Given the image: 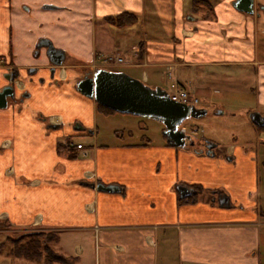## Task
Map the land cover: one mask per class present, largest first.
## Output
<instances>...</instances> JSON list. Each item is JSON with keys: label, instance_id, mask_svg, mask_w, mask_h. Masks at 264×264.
I'll list each match as a JSON object with an SVG mask.
<instances>
[{"label": "crops", "instance_id": "obj_1", "mask_svg": "<svg viewBox=\"0 0 264 264\" xmlns=\"http://www.w3.org/2000/svg\"><path fill=\"white\" fill-rule=\"evenodd\" d=\"M233 1L0 0V90L13 87L0 108L2 240L55 231L76 264H264V127L251 120L264 117V0L252 14ZM41 39L64 52L60 66ZM98 53L231 125L199 135L188 117L182 146L160 122L156 142L128 126L100 133L98 113L114 111L76 88Z\"/></svg>", "mask_w": 264, "mask_h": 264}, {"label": "water", "instance_id": "obj_2", "mask_svg": "<svg viewBox=\"0 0 264 264\" xmlns=\"http://www.w3.org/2000/svg\"><path fill=\"white\" fill-rule=\"evenodd\" d=\"M233 7L241 12L253 13V0H234ZM40 45L47 48V55L53 65L60 66L64 52L55 48L47 39H41ZM76 88L86 97L97 104L114 112L131 114L154 119L164 126L163 134L176 146H182L188 138L179 129V125L188 117L201 118L206 114L205 109L189 108L186 105L169 99L166 91L160 88L146 86L140 80L121 71L97 69L85 74L78 80ZM13 97V87L7 85L0 90V108L7 105V98ZM251 120L258 126L264 127V117L258 113L251 115ZM207 153L212 152L211 145H206ZM98 190L113 191L114 186L98 184ZM182 192L187 190L181 188Z\"/></svg>", "mask_w": 264, "mask_h": 264}, {"label": "rangeland", "instance_id": "obj_3", "mask_svg": "<svg viewBox=\"0 0 264 264\" xmlns=\"http://www.w3.org/2000/svg\"><path fill=\"white\" fill-rule=\"evenodd\" d=\"M109 55L122 57L125 61L124 64H127V60L124 56H121L118 54H106V53L100 54V53H98V54L93 55V58L89 62L85 63V69L88 70V72H92L94 69L93 67L102 66L104 64L101 61V58L103 56H109ZM100 56H102V57H100ZM122 66H108L106 68L109 70L110 69H112V70L116 69L119 71L125 70L129 74H135L132 70L130 71L128 68H125V69L120 68ZM146 86H148V85H146ZM199 105L204 106V103L201 102L200 99H199ZM216 108H218V107H213L210 109H207L206 107H202V109L207 110V114L201 118L191 120L192 125L197 128V133L199 135H204V134L206 135L210 126H213V127H215V126H217V127L227 126L228 127L231 125V121L229 119H225L222 122H219L216 120V118L214 116L216 110H218ZM111 115H112L111 118L107 119V118H105V116L102 113H98V130L100 133L103 134L105 131L122 129L123 126H128L129 129L135 133L134 135H135L136 139H139V137L144 136V138H151V140L153 142H156L157 140H159L161 138V136H160L161 134L159 132H161L162 126L159 122H157L151 118L136 116V115H129V114H118L115 112L112 113ZM103 118H105V119H103ZM101 119H103V120H101ZM185 123H188V121H186V120L183 121L180 126L184 125ZM188 124H190V123H188ZM260 176L262 178L264 177L263 167H261ZM6 230L8 232H10L9 237H12V238L19 237L22 233H25V232L35 231V230H21V229H18V230L6 229ZM43 232H50V233H52L51 237L53 238V236H55V238H56L55 231L48 230V231H43ZM3 240H4V238H3ZM3 240H2V237L0 235V242ZM49 245L51 248H53L54 242L49 243ZM8 249H9V247L7 246L2 252L5 255H8V253H7ZM53 250H55V249L53 248ZM8 258H9V264H41V263L29 261V260L24 259V258H11L10 256H8ZM89 263H90V261L88 262V264ZM53 264H59V263H53Z\"/></svg>", "mask_w": 264, "mask_h": 264}, {"label": "trees", "instance_id": "obj_4", "mask_svg": "<svg viewBox=\"0 0 264 264\" xmlns=\"http://www.w3.org/2000/svg\"><path fill=\"white\" fill-rule=\"evenodd\" d=\"M126 17V20H123ZM135 17L131 14L117 16L116 19H112L111 22H115L118 25L131 24L134 22ZM96 108L100 112L110 113L113 112L99 104H96ZM52 233L43 231H32L22 233L19 237L8 239L0 242V252H2L7 246L8 256L11 258H24L32 262L41 264H76V259L71 256H65L50 247L49 243L55 241V236L51 237Z\"/></svg>", "mask_w": 264, "mask_h": 264}, {"label": "built area", "instance_id": "obj_5", "mask_svg": "<svg viewBox=\"0 0 264 264\" xmlns=\"http://www.w3.org/2000/svg\"><path fill=\"white\" fill-rule=\"evenodd\" d=\"M100 57H102V56H100ZM101 61L104 63L102 66H95L93 68L96 69V68H106L108 66H122V65H125L124 64L125 63L124 59L122 57H118V56H112V55L103 56L101 58ZM169 98L172 101L181 103L183 105H187L188 107H197L199 105V99L197 97H195L194 95L188 93L187 91H185L184 89H181V88H177L174 91L170 92L169 93ZM260 141H264V136L259 137L258 142H260ZM66 143H68L70 145H74L76 148H81L82 147L81 144L74 143V141H72L70 139L68 141H66Z\"/></svg>", "mask_w": 264, "mask_h": 264}]
</instances>
